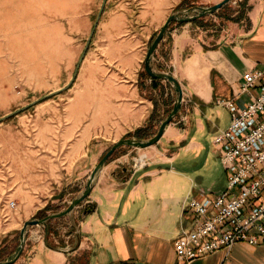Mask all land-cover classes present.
Segmentation results:
<instances>
[{
	"label": "rangeland",
	"instance_id": "rangeland-1",
	"mask_svg": "<svg viewBox=\"0 0 264 264\" xmlns=\"http://www.w3.org/2000/svg\"><path fill=\"white\" fill-rule=\"evenodd\" d=\"M104 1L0 0V262L19 247L26 221L41 220L67 209L86 189L92 171L116 143L140 139L136 137L140 128L136 124L131 127V113L146 109L144 96L149 94L143 96L139 91L132 97L130 89L146 75L145 62L128 68L127 61L134 51L121 54L119 42L135 38L136 18L147 0H108L86 51ZM244 1L234 0L220 12L225 17L214 30L227 34L226 18L232 21L238 17L241 11L235 14L237 4ZM194 2L198 0H183L173 11L182 12ZM213 23L209 20L205 26ZM106 27L113 32L124 30L125 35L117 40L107 37ZM155 38L149 40V47ZM77 70L70 88L45 98L67 87ZM177 96L176 90L167 94L170 108L166 113L162 99L159 107L155 106V114L141 127L149 134L143 140L157 134ZM187 101L190 105L194 100L190 97ZM219 109L227 108L220 105ZM144 120L140 114L139 124ZM207 147L211 149L210 140ZM144 151L121 147L107 164L123 159L121 167L142 169L150 161L141 156ZM177 152L178 146L163 142L156 153L166 154L162 157L169 161L167 157ZM140 157L147 162L144 167H140ZM186 163L193 169L203 164ZM203 177L197 178L200 191L219 194L227 189L223 166L219 174ZM198 192L193 190L188 196ZM12 201L16 202L15 208L11 207Z\"/></svg>",
	"mask_w": 264,
	"mask_h": 264
},
{
	"label": "crops",
	"instance_id": "crops-1",
	"mask_svg": "<svg viewBox=\"0 0 264 264\" xmlns=\"http://www.w3.org/2000/svg\"><path fill=\"white\" fill-rule=\"evenodd\" d=\"M223 1L198 0L181 11ZM181 2L147 0V5L140 8L135 38L119 42L121 54L134 51L127 61L128 68L146 62L151 39L178 12L173 9ZM247 3L245 19L235 22L226 18L227 34L220 35L214 29L223 22L225 16L220 12L230 3L215 15L171 25L153 64L158 72H169L178 79L185 100L161 141L155 147L142 149L147 150L141 156L150 160L149 164L135 171L130 166L121 167L123 159L106 164L82 205L66 217L29 229L26 247L15 264H178L175 241L183 224L191 226L190 216L184 213L185 199L193 190L200 191L197 178L219 174L222 166L214 138L230 126L231 114L228 109H219L217 100L235 98L244 106L249 97L238 94L244 74L264 70V0ZM236 8L237 15L241 4ZM209 20L214 23L206 27ZM105 30L107 37L115 40L125 35L124 30ZM154 80L146 72L137 80L138 85L130 89L132 97L139 95V91L143 96L150 95L144 96L146 109L132 111L131 127H143L155 114L154 108L159 107L161 99L166 108L163 112L170 108L166 96L175 87L169 81ZM156 96L159 98L155 99ZM190 97L194 101L189 105ZM140 114L145 118L141 124ZM163 142L178 146V152L167 157L169 161L162 157L166 154L156 153ZM186 162L203 164L193 169ZM237 246L229 254L219 251L191 264H264V245Z\"/></svg>",
	"mask_w": 264,
	"mask_h": 264
},
{
	"label": "built area",
	"instance_id": "built-area-1",
	"mask_svg": "<svg viewBox=\"0 0 264 264\" xmlns=\"http://www.w3.org/2000/svg\"><path fill=\"white\" fill-rule=\"evenodd\" d=\"M238 94L249 97L244 106L235 98L218 100L231 113L230 126L214 139L227 189L219 194L200 191L185 199L191 226L183 224L175 241L178 264L219 251L229 254L238 244L264 245V70L245 73ZM139 162L140 167L147 164L141 157Z\"/></svg>",
	"mask_w": 264,
	"mask_h": 264
},
{
	"label": "water",
	"instance_id": "water-1",
	"mask_svg": "<svg viewBox=\"0 0 264 264\" xmlns=\"http://www.w3.org/2000/svg\"><path fill=\"white\" fill-rule=\"evenodd\" d=\"M107 1L108 0H105L103 3V7L100 11L97 22L95 24V27H94L93 32L91 34V37L88 41L86 51L89 48V45H90L91 40L93 38V35L96 31V28L98 26V22L100 21V18L102 16V13L104 11V8L106 6ZM233 1L234 0H224L223 2L215 4V5L210 6V7H193V8H190V9L182 11V12L174 13L168 18L165 25L162 27V29L157 34L156 38L151 43L149 50H148V53H147L146 62H145L146 72L148 73V75L152 79L169 81L175 87L176 92L178 94L173 110L171 111L169 116L162 122L157 134L148 140L124 139V140H121L118 143H116L104 155V157L100 160V162L97 164V166L92 171V173L89 177L86 189L83 191V193L79 197H77L76 199H74L71 202V204L69 205V207L67 209H65L61 212H58V213L51 214V215H49V216H47L41 220L36 219V220H29V221L25 222V224L21 230V242H20L18 249L6 261H1L0 264H15L18 261V259L22 256L24 249L26 247V244L28 241V232H29V229L31 227L46 225L51 220L66 217L68 214L73 212L77 207L82 205L88 199L91 192L93 191V188H94L95 183L98 179V176L103 171L107 162L116 153V151H118L121 147L129 146V147H133V148L145 149V148L155 146L156 144H158L161 141V139L163 138V136L165 134L166 128L174 121V119L178 116L179 112L182 109V106L184 103V89H183L181 83L178 81V79L173 74L166 73V72H157L154 69V64H153L154 63V57H155V54H156L158 47L160 46V44L164 40V38L167 35L172 24H174V23H190V22H193V21H196L199 19L206 18V17L211 16V15H214L219 10H221L225 5H227ZM86 51H85V53H86ZM85 53L81 57L80 64L84 60ZM79 67H80V65L78 66V70H79ZM78 70L75 72L74 77L72 78L71 82L68 84L67 87H65L61 90L55 91V92L51 93L50 95L46 96L45 98H49L51 96L57 95V94L63 92L64 90L70 88L78 76ZM38 102L39 101H36L33 104L35 105ZM26 108L20 109L17 112L12 113V114L2 118V120H5V119L11 117L12 115L19 113V112L25 110Z\"/></svg>",
	"mask_w": 264,
	"mask_h": 264
},
{
	"label": "trees",
	"instance_id": "trees-1",
	"mask_svg": "<svg viewBox=\"0 0 264 264\" xmlns=\"http://www.w3.org/2000/svg\"><path fill=\"white\" fill-rule=\"evenodd\" d=\"M241 13L239 14L238 17H236L235 19H232V21H235V22H240L242 19V16L245 17L246 15V12L248 11L249 7H248V3H247V0L244 1V3H242L241 5ZM157 80H154V82H156ZM148 131L147 129L145 128H140L137 130L136 132V137L140 138V139H143V138H146L148 137ZM18 249V248H17ZM16 249V250H17ZM16 252V251H15Z\"/></svg>",
	"mask_w": 264,
	"mask_h": 264
}]
</instances>
